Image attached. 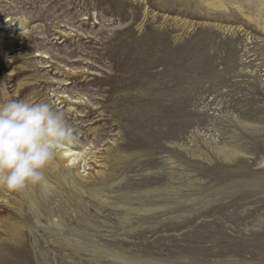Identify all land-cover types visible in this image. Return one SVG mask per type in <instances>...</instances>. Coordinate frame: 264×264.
<instances>
[{"label": "rangeland", "instance_id": "rangeland-1", "mask_svg": "<svg viewBox=\"0 0 264 264\" xmlns=\"http://www.w3.org/2000/svg\"><path fill=\"white\" fill-rule=\"evenodd\" d=\"M206 1L0 0V104L81 151L39 214L1 187L0 264H264V5Z\"/></svg>", "mask_w": 264, "mask_h": 264}, {"label": "clouds", "instance_id": "clouds-1", "mask_svg": "<svg viewBox=\"0 0 264 264\" xmlns=\"http://www.w3.org/2000/svg\"><path fill=\"white\" fill-rule=\"evenodd\" d=\"M73 139L64 114L47 101L0 104V187L21 190L43 183L45 167Z\"/></svg>", "mask_w": 264, "mask_h": 264}, {"label": "bare ground", "instance_id": "bare-ground-1", "mask_svg": "<svg viewBox=\"0 0 264 264\" xmlns=\"http://www.w3.org/2000/svg\"><path fill=\"white\" fill-rule=\"evenodd\" d=\"M258 1L260 2V4H262V6L264 5V0H258ZM206 4H207V6L209 8H211L213 10H223V9H227L228 8L227 3H226L225 0H207ZM239 8H240V10H242L241 7H239ZM246 17L249 20H257V19H259L258 16H257L258 18H256V19L253 16H251V15H246ZM263 20H264V18H263ZM262 27L264 28V25ZM80 154H81V151H77L70 144L65 146V151H63V153L58 154L56 156V158L51 160L48 163V165L45 167V169H44L45 176L51 174V175L54 176L53 178H55L56 181L59 184H62V182L65 180V178L67 176L66 177L64 176V178L60 177L61 176V175H59L60 165H65V163H68L67 166H69L71 164H76V161L80 157ZM94 158H95V162H98V155L97 154H95ZM68 172H69V173H67L68 175L71 174V171H68ZM46 178H48V177H46ZM46 178H45L44 182L39 184V185L38 184L37 185H28L24 189L20 190L22 195H23L21 203H19L20 207L24 204V202H27L28 205L34 211L38 212L37 214L42 212V201L39 198V195L41 193L42 194L45 193V195L48 197L50 192L53 191L52 190V184ZM50 180H51V178H50ZM55 182H54V184H55ZM74 184H76V182H74ZM9 196L12 198L11 195H9ZM10 197L6 196V194L2 196V190H1V187H0V202L4 203V205H8L9 204V205H11L13 207V203L10 201ZM43 200H45V199H43ZM20 207H18V208H20ZM6 208H8V207H6ZM22 217L24 219V217L27 218L28 215L22 214ZM1 218H0V228L1 229H8V232H10L9 235H11V238L17 243H22L23 241H20V239L22 238V235H21V233H22V224H19L20 222L19 223L18 222L17 223L9 222V219H7L8 220L7 221V220H2ZM3 222H5L8 225V227L3 225Z\"/></svg>", "mask_w": 264, "mask_h": 264}]
</instances>
